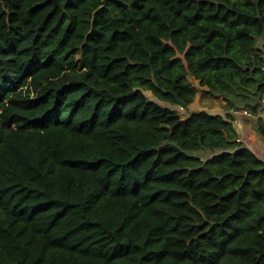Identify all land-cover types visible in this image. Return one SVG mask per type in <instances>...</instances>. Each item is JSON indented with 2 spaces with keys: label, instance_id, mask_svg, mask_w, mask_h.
<instances>
[{
  "label": "trees",
  "instance_id": "1",
  "mask_svg": "<svg viewBox=\"0 0 264 264\" xmlns=\"http://www.w3.org/2000/svg\"><path fill=\"white\" fill-rule=\"evenodd\" d=\"M263 36L264 0H0V264H264ZM193 80L227 114L145 94Z\"/></svg>",
  "mask_w": 264,
  "mask_h": 264
},
{
  "label": "rangeland",
  "instance_id": "2",
  "mask_svg": "<svg viewBox=\"0 0 264 264\" xmlns=\"http://www.w3.org/2000/svg\"><path fill=\"white\" fill-rule=\"evenodd\" d=\"M259 45L264 48V36L259 40ZM192 83L197 87V93L196 96L194 97L193 103L188 107H186V109H183L178 104L172 105L166 102L158 101L149 92H146L145 94L150 101H155L162 107L176 111V113L180 116L181 119H186L192 112L200 111V110H204L212 114L219 113L220 115L222 114V116L225 115V113H223L226 110L225 104L221 103L222 100L220 98L215 99L210 97L208 94L205 93L204 90L205 88L198 87L197 81L193 80ZM242 111L243 110L237 111L240 113V117L238 116V118H234L236 127L238 128L240 123L242 124L246 123L251 134V139L252 137H254L255 140H258L257 134L256 135L254 134L256 133L255 130H256L257 118L256 117L252 118L249 115H245L242 113ZM231 112L234 111L232 110ZM239 131L242 132L241 130Z\"/></svg>",
  "mask_w": 264,
  "mask_h": 264
},
{
  "label": "crops",
  "instance_id": "3",
  "mask_svg": "<svg viewBox=\"0 0 264 264\" xmlns=\"http://www.w3.org/2000/svg\"><path fill=\"white\" fill-rule=\"evenodd\" d=\"M221 103L222 104H225L223 101ZM263 108H262V111L264 110ZM227 112L228 111L225 110L223 113L227 114ZM229 113H232V115H233L234 118H238V116L240 117V113L239 112H235V111L234 112H231V111H229ZM210 114H212V113H210ZM212 115H220V114L219 113H216V114H212ZM258 117L264 118V116L261 115V111H260ZM238 130H241L242 131L241 134H242V136L244 138V144L246 145V147H249L250 149H252L253 151H255L260 156V158L264 159V139H262L257 133H254V134L255 135L257 134L258 140H255L254 137H252V139H251V134H250V131H249L248 126H247L246 123H244V124L240 123L239 124V127H238Z\"/></svg>",
  "mask_w": 264,
  "mask_h": 264
},
{
  "label": "built area",
  "instance_id": "4",
  "mask_svg": "<svg viewBox=\"0 0 264 264\" xmlns=\"http://www.w3.org/2000/svg\"><path fill=\"white\" fill-rule=\"evenodd\" d=\"M261 71H262V73L264 74V62H263V65H262V67H261ZM262 102L264 103V98L262 99ZM263 109H264V108H263ZM242 113L245 114V115H249V113H248L247 111H245V110H243ZM261 115L264 116V110L261 111ZM261 118H262V117H261Z\"/></svg>",
  "mask_w": 264,
  "mask_h": 264
},
{
  "label": "water",
  "instance_id": "5",
  "mask_svg": "<svg viewBox=\"0 0 264 264\" xmlns=\"http://www.w3.org/2000/svg\"><path fill=\"white\" fill-rule=\"evenodd\" d=\"M177 104L181 106L183 109H186L187 105L183 103L182 101H177Z\"/></svg>",
  "mask_w": 264,
  "mask_h": 264
}]
</instances>
